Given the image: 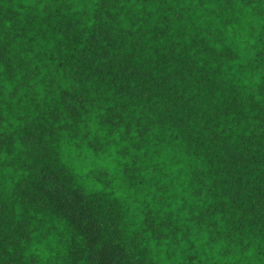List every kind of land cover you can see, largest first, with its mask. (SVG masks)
I'll use <instances>...</instances> for the list:
<instances>
[{"label": "trees", "instance_id": "1", "mask_svg": "<svg viewBox=\"0 0 264 264\" xmlns=\"http://www.w3.org/2000/svg\"><path fill=\"white\" fill-rule=\"evenodd\" d=\"M0 264H264V0H0Z\"/></svg>", "mask_w": 264, "mask_h": 264}, {"label": "snow or ice", "instance_id": "2", "mask_svg": "<svg viewBox=\"0 0 264 264\" xmlns=\"http://www.w3.org/2000/svg\"><path fill=\"white\" fill-rule=\"evenodd\" d=\"M237 2H238V0H237ZM0 71H2V69H0Z\"/></svg>", "mask_w": 264, "mask_h": 264}]
</instances>
